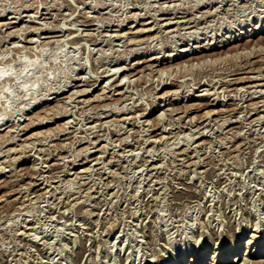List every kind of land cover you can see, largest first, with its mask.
I'll return each mask as SVG.
<instances>
[{
    "label": "rangeland",
    "instance_id": "obj_1",
    "mask_svg": "<svg viewBox=\"0 0 264 264\" xmlns=\"http://www.w3.org/2000/svg\"><path fill=\"white\" fill-rule=\"evenodd\" d=\"M13 21L0 264H193L264 245V33L215 48L263 29L264 0H0Z\"/></svg>",
    "mask_w": 264,
    "mask_h": 264
},
{
    "label": "bare ground",
    "instance_id": "obj_2",
    "mask_svg": "<svg viewBox=\"0 0 264 264\" xmlns=\"http://www.w3.org/2000/svg\"><path fill=\"white\" fill-rule=\"evenodd\" d=\"M210 2H211V0H210ZM207 3V2H206ZM16 12V11H15ZM177 12V11H176ZM17 14V13H16ZM153 14V13H152ZM164 14V13H163ZM173 14V13H172ZM171 15V14H170ZM21 16V15H20ZM140 16V15H139ZM22 17V16H21ZM135 18L136 17H138V15L137 16H134ZM147 17V16H146ZM173 17V16H172ZM175 17V16H174ZM179 17V16H178ZM185 17V16H184ZM183 18V17H182ZM20 19V18H19ZM163 19V18H162ZM167 19V18H166ZM171 19H173V18H171ZM186 19V18H185ZM191 19V18H190ZM126 20V19H125ZM147 21V20H146ZM160 21V20H159ZM167 21V20H166ZM171 21V20H170ZM182 21H183V19H182ZM191 21V20H190ZM183 22H185V21H183ZM173 23V22H172ZM182 23V22H181ZM186 23H188V22H186ZM14 24H17V21H13V22H10V23H2V24H0V26H4V25H14ZM177 24V23H176ZM147 25V24H146ZM178 25V24H177ZM183 25V24H182ZM5 26V27H6ZM7 26V27H8ZM17 26V25H16ZM185 26V25H184ZM132 27V26H131ZM151 28V27H150ZM190 28V27H189ZM23 29V28H22ZM153 29V28H152ZM186 29V28H185ZM19 30V29H18ZM17 30V31H18ZM60 30V29H59ZM254 30V33H252V31ZM253 30H251L250 31V33L249 34H247V32H245V35H244V32H242V31H239L238 33H236L234 36L233 35H227V36H223V39L222 40H220V41H216V43H215V48H222V47H229L230 45H232V44H234V43H239V42H241V41H244L245 39H249L247 42L248 43H252L254 40H252L251 38H253V37H255V36H258V35H260V34H262V33H264V28L262 29V27H261V29L260 28H258V27H255V28H253ZM57 31V30H56ZM61 31V30H60ZM147 31V30H146ZM149 31H152V30H150L149 29ZM55 32V31H54ZM139 32V31H138ZM196 32V31H195ZM133 33H135V32H133ZM141 33H144V30L141 32ZM10 34V33H9ZM23 36V35H22ZM58 36V35H57ZM116 36V35H115ZM52 37V36H51ZM50 37V38H51ZM53 37H54V35H53ZM52 37V38H53ZM189 37V36H188ZM260 39H263V37L261 38L260 37ZM264 40V39H263ZM31 41V40H30ZM133 42V41H132ZM30 43V42H29ZM56 43V42H55ZM263 43V42H262ZM240 44V43H239ZM248 45V44H247ZM242 45H239V47L238 46H235V49L236 50H238L240 47H241ZM245 47H246V45H245ZM248 47V46H247ZM196 48V47H195ZM199 48V47H198ZM213 48V47H212ZM234 48V47H233ZM249 48V47H248ZM247 48V49H248ZM255 48V47H254ZM242 49V48H241ZM246 49V48H245ZM246 49V50H247ZM252 49V48H251ZM184 52H186V53H188L189 52V50L187 49V50H185ZM247 52V51H246ZM239 53V52H238ZM250 53V52H249ZM254 53V52H253ZM191 54H194V51H192V53ZM235 54V53H234ZM242 54V53H241ZM246 54V53H245ZM188 55V54H187ZM186 55V56H187ZM173 58V62L177 59V60H180V59H182V55H180V56H177V57H175L174 55L172 56H168V58ZM249 57V56H248ZM185 58V57H184ZM223 59V58H222ZM216 60V59H215ZM212 61V60H211ZM34 63V62H33ZM35 63H36V61H35ZM35 63H34V65H35ZM140 62H136V63H134V65H137V64H139ZM32 66H33V64H31ZM30 66V65H29ZM31 66V67H32ZM211 66V65H210ZM113 70V69H112ZM125 70V69H124ZM177 72V71H176ZM240 73V72H239ZM186 75V74H185ZM142 76V75H141ZM245 80V79H244ZM120 83V82H119ZM118 83V84H119ZM76 86V85H75ZM260 86V85H259ZM259 86H256V87H259ZM253 87V86H252ZM207 90V89H206ZM117 94V93H116ZM48 99V98H47ZM58 100V99H57ZM102 100V99H101ZM49 101V100H48ZM48 101H47V103H48ZM55 101V100H54ZM188 101H189V99H188ZM52 101H50V103H51ZM57 102V101H56ZM54 103V102H53ZM86 103V102H85ZM45 104V103H44ZM43 104V105H44ZM46 105V104H45ZM39 107H41V106H39L37 103H36V106H33V107H31L32 109H31V111H34V110H36L37 108H39ZM30 109V108H29ZM124 110V109H123ZM57 112V111H56ZM170 113V112H169ZM56 116V115H55ZM96 117V116H95ZM258 119V118H257ZM48 121V120H47ZM169 121V120H168ZM2 125V124H1ZM8 128V127H7ZM22 129V128H21ZM1 131V130H0ZM17 134V133H16ZM175 135V134H174ZM13 143V142H12ZM176 143V142H175ZM178 146V145H177ZM89 152V151H88ZM19 159V158H18ZM41 178V177H40ZM38 179V178H37ZM96 198V197H95ZM24 237V236H23ZM260 242L259 241H257L256 242V246H255V248L256 249H254L253 251H249V250H246V253L245 254H243V255H241V257L240 258H238V253H239V249H238V247H237V245L238 244H236V242H235V247H234V250L231 252V254H230V256H225V257H223V258H220V250L222 249V250H225V248L224 247H221V248H218V249H216V251L215 252H213L212 254H211V256H209V259H205L204 258V254L202 255V251H198V253H197V261L196 260H194V258H192V263L193 264H232V263H238V264H264V261L263 260H259L260 262H256V259L255 258H263L264 259V245L262 246V244L261 245H258ZM247 244H252V241L250 240V241H248L247 242ZM239 255H240V253H239ZM244 255H245V257H244ZM243 259V261L242 262H244V263H240L241 262V260ZM255 259V260H254ZM258 260V259H257ZM195 261V262H194ZM207 261V262H206ZM179 264H182V261L181 262H179Z\"/></svg>",
    "mask_w": 264,
    "mask_h": 264
}]
</instances>
